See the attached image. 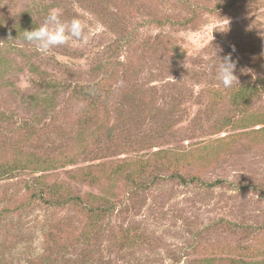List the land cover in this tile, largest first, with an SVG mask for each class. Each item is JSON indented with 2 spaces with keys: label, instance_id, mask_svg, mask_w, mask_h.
<instances>
[{
  "label": "rangeland",
  "instance_id": "1",
  "mask_svg": "<svg viewBox=\"0 0 264 264\" xmlns=\"http://www.w3.org/2000/svg\"><path fill=\"white\" fill-rule=\"evenodd\" d=\"M0 3V157L74 161L0 179V264H264V124L233 98L264 77V0ZM52 9L84 20L88 43L43 55L25 41ZM229 53L226 89L213 64ZM79 86L101 89L96 114ZM246 113L264 116V94ZM43 188L114 210L86 244L91 215L32 197Z\"/></svg>",
  "mask_w": 264,
  "mask_h": 264
},
{
  "label": "trees",
  "instance_id": "2",
  "mask_svg": "<svg viewBox=\"0 0 264 264\" xmlns=\"http://www.w3.org/2000/svg\"><path fill=\"white\" fill-rule=\"evenodd\" d=\"M3 9V5L0 3V14ZM4 19L3 14L0 15V24L1 21ZM158 23H162V21H154ZM166 22H169L170 24L175 25V22L171 20H167ZM172 52L175 53V55L180 58L182 55L181 49L177 46V43H172ZM108 93V92H106ZM76 98L80 101H86L87 103L92 106L91 107V113L96 114L95 105L98 102L101 96H103V93L101 92V89L96 87H83L79 86L75 90ZM264 94V77H256L255 80H249L245 83H243L239 88L236 89V91L233 94L234 102L237 107H241L240 110L245 115L244 121H250L251 124H257V125H263L264 119H260L259 115H247V110L250 107V105L253 103L254 100H256L260 95ZM108 95H110L108 93ZM240 111V112H241ZM29 122V123H28ZM27 123L22 124V128L25 130H28L29 132L32 129H35V126L33 123L28 121ZM89 131L88 128L84 129L82 131V134H87ZM99 131L95 130L92 132V134H98ZM86 143V142H84ZM83 143V146H84ZM74 161H71V159H66V157L58 158V159H31V158H17L12 160H4L0 157V179L4 178L5 176H9L11 174H14L16 172L26 173V172H32V173H42L41 176L37 177V181L41 180L43 178V173L52 170L55 167L59 166H66L73 164ZM173 178L178 179L183 184H193L198 179L197 177H193L191 179H186L182 175L176 173L172 175ZM224 184V181L218 180L213 185H221ZM29 190H31V187H29ZM46 192H48L46 189H40L36 190L32 197L39 199L43 204L48 206H74V207H82L84 208L92 218V225H90L89 230L87 233L83 236V241L86 244H89L91 242V239L100 234L103 231V226L98 225V221H101L102 219L106 218L111 214V212L114 210V207L110 206H102V205H95L91 201H87L85 198H82L81 196H75L71 195L68 196L66 199L59 200V201H50L46 197ZM46 236V240L49 243L48 237L49 233L44 234ZM48 243L44 247V251L41 256L38 258L44 257L46 253L48 252H54V248L49 247ZM60 254L57 255V263L56 264H63L62 258L59 257ZM55 259V260H56ZM209 263V262H208ZM74 264V263H72ZM92 264H98L92 263ZM198 264V263H197ZM199 264H205L204 262H199Z\"/></svg>",
  "mask_w": 264,
  "mask_h": 264
},
{
  "label": "clouds",
  "instance_id": "3",
  "mask_svg": "<svg viewBox=\"0 0 264 264\" xmlns=\"http://www.w3.org/2000/svg\"><path fill=\"white\" fill-rule=\"evenodd\" d=\"M24 39L29 44H33L36 50L47 55L59 46L69 45L70 43L85 45L92 35V30L84 20L72 18L71 20L62 19L57 9L50 10L44 23L34 30L24 31ZM217 79L223 87L231 88L238 80L235 75L236 62L232 59L231 53L219 58L218 64H213Z\"/></svg>",
  "mask_w": 264,
  "mask_h": 264
}]
</instances>
